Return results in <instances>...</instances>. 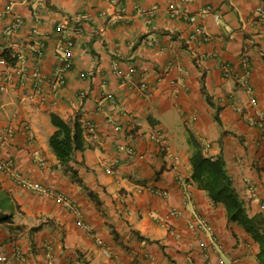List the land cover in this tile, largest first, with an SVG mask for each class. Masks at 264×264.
Listing matches in <instances>:
<instances>
[{
    "label": "crops",
    "instance_id": "1",
    "mask_svg": "<svg viewBox=\"0 0 264 264\" xmlns=\"http://www.w3.org/2000/svg\"><path fill=\"white\" fill-rule=\"evenodd\" d=\"M6 50L0 264H264V0H0ZM52 113L82 128L66 162ZM190 134L263 240L191 182Z\"/></svg>",
    "mask_w": 264,
    "mask_h": 264
},
{
    "label": "trees",
    "instance_id": "2",
    "mask_svg": "<svg viewBox=\"0 0 264 264\" xmlns=\"http://www.w3.org/2000/svg\"><path fill=\"white\" fill-rule=\"evenodd\" d=\"M3 56L13 65L18 59L17 55H12L11 50H6ZM51 122L56 130L50 137V146L60 162H66L73 157L77 149L82 148V128L77 120L70 124L56 113L51 114ZM188 143L191 147L190 160L193 168L191 182L198 188L206 190L213 202L224 203L230 220L243 224L256 238L263 240L260 220L258 217H250L247 214L244 202L233 185L223 157L207 156L202 144L193 134L189 135ZM8 207L13 210L14 203L10 195L0 186V208Z\"/></svg>",
    "mask_w": 264,
    "mask_h": 264
},
{
    "label": "built area",
    "instance_id": "3",
    "mask_svg": "<svg viewBox=\"0 0 264 264\" xmlns=\"http://www.w3.org/2000/svg\"><path fill=\"white\" fill-rule=\"evenodd\" d=\"M191 21H193V22L196 21V17L195 16H192ZM20 23H21V21L20 22L18 21L17 23H15L12 26H7L5 28V34H7V35L10 34L12 31L15 30L16 27H18L20 25ZM73 45H74V41L71 38H69L67 40V42L65 43V51L67 53H69V51L71 50V48L73 47ZM12 55H14L13 52H12ZM40 55H42V52L41 51H40ZM245 59L247 60L246 57H245ZM65 60H66V66H69L70 65V61L67 58V56L65 57ZM0 62H2V63L3 62H6V58L0 56ZM227 70H229V69H227ZM57 81L60 84H62V83H64L65 80H64L63 76L61 74H59L58 77H57ZM0 89L3 90L4 89V86H0ZM37 89H39V88H37ZM249 89H251V87H249ZM85 98H86V92H81V93L78 94V101L79 102H83V100ZM256 125L264 132V115H259V117L256 120ZM12 134H13V130L7 128L5 130V133H3V134L0 135V148L3 145L6 144L7 139L9 137H11ZM9 167H10V163L7 162V161H5L2 158L1 153H0V170H7V169H9ZM31 186L34 189H37V190H41L42 191V188H41V186H40L39 183H33V184H31ZM54 195H56L58 197V200H60V201L61 200L62 201L65 200L64 196L62 194H60V193L59 194H54ZM0 260L2 262H4V263H11L12 262V258H10L8 255H5V254L0 256Z\"/></svg>",
    "mask_w": 264,
    "mask_h": 264
}]
</instances>
